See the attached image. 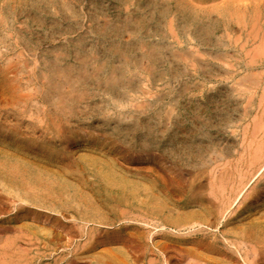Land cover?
Returning a JSON list of instances; mask_svg holds the SVG:
<instances>
[{
    "label": "rangeland",
    "instance_id": "1",
    "mask_svg": "<svg viewBox=\"0 0 264 264\" xmlns=\"http://www.w3.org/2000/svg\"><path fill=\"white\" fill-rule=\"evenodd\" d=\"M63 3L75 6L74 11L79 10V14L75 13V18L71 16L70 10L61 7ZM134 11L147 12L149 32H161L173 50L184 54H181L178 62L166 60L167 57L163 59V69H158L164 75L162 78L153 80L151 75L140 74L133 69L127 74L141 81L142 88L136 91L146 93V98L154 103L153 110L146 116H152L150 123L155 120L153 125L168 124L167 112L175 108L177 112L174 118L177 120L170 122L180 121L188 129L193 119L197 118L196 126L202 128L200 131L207 135V140H200L203 143V156L213 163L194 169L189 165V161H194L193 155L191 159L189 156L183 158L181 151H167V162L164 159V163L159 164L162 170H170L167 174L174 179H177V173L183 175L184 171L187 176H178V181L172 184H166V177L162 181V177L159 181L155 177L149 178L150 184L156 182V188L161 184L159 189L152 190V194L156 192L159 200L153 204L154 201L150 202L143 192L138 195L134 206H131L130 202H119L116 192L106 191L105 183L99 180L94 171L83 173L79 167L73 170L64 165L63 159H74L75 163L78 161L82 166L95 161L93 157L99 155L98 151L106 156L110 154L111 158L114 157L113 160L117 158L114 160V167L124 172L126 168L129 174L147 173L144 169H150L151 172L153 166L150 165L153 161L137 155L125 160L122 155L105 150L102 141L93 143L92 140L85 139L72 145L69 151H63L64 155L61 153L52 158V164L58 163L54 165L55 171L64 163L60 170L78 169L77 174L81 173L84 178L77 175L78 179L74 174L75 178L72 174L63 177L64 182H70L66 188L63 180L56 174L38 165L39 162H44L45 152L40 151L29 140L12 139L7 134L6 130L17 124L10 114L14 107L11 109V105L7 104V100L11 99L2 95L0 85V264H264V0H0V31L3 32H0V50H3L6 58L14 56L13 52L21 53L25 57L22 56L23 62L31 63V66L35 60L31 55L36 51L26 48L25 41L29 39L35 44L34 38L40 36L39 42L30 47L39 49L46 44L56 47L63 45V50L70 58L76 49L74 46L46 40L53 32L51 26L64 27L77 22L84 25L85 31L93 28L92 23H89L93 19L91 14L96 20L102 17L99 21H104L101 22L111 17L121 22L122 17L124 19ZM205 26L211 31V38L206 43L198 40L196 35ZM91 39L93 41L88 43L85 50L96 46L99 52L103 51L94 35ZM138 54L142 53L138 48L134 49L133 56ZM138 56L142 58V55ZM139 57L135 58L141 59ZM145 60L144 65H149L148 59ZM2 61L4 60H0V63ZM201 63L208 66L211 74L200 70ZM171 66L176 70L173 71ZM29 75V69L21 73L23 78H28ZM205 77L207 82L204 81ZM173 81L176 85L179 84L177 88ZM180 82L194 83L189 84L191 88L185 96L177 95ZM163 85L168 87L164 88ZM209 90L212 91L210 94ZM198 103L202 109L195 108ZM186 104L198 114L193 111L187 113ZM29 105L30 103L27 108H30ZM15 107L26 108L24 105ZM157 110L161 111L160 121L159 115H155ZM101 117H96L94 123L101 121ZM28 122L26 119L18 129L21 135H26L25 131L33 132L25 130ZM226 128L230 132L225 131ZM40 130L41 127L38 126L37 136H40ZM49 133L51 132L47 136L51 137ZM73 148L76 149V154ZM217 156L222 159L217 161ZM118 161L120 164H117ZM96 167L105 171L99 164ZM179 167L183 171H178L181 170ZM155 170L159 171L156 167ZM84 176L89 179L86 180ZM191 176L192 179H189ZM185 179L194 183L188 181L185 185ZM203 195L205 197L200 198ZM109 196L114 199L109 200ZM204 200L217 203L214 210L216 213L219 211L220 217H216L214 213L208 216L210 221L208 218L207 221L199 214H193V209L203 208L202 204L207 207L208 201L205 203ZM138 204L157 210L162 206L163 211H156V215H143L133 210ZM209 207L210 205L207 208ZM175 209L180 213H174ZM212 217L214 220H211Z\"/></svg>",
    "mask_w": 264,
    "mask_h": 264
},
{
    "label": "bare ground",
    "instance_id": "2",
    "mask_svg": "<svg viewBox=\"0 0 264 264\" xmlns=\"http://www.w3.org/2000/svg\"><path fill=\"white\" fill-rule=\"evenodd\" d=\"M43 1H45V0H43ZM148 2H151V1H148ZM101 6L103 7V5H101ZM61 7L65 8L66 10L68 9V11L70 10L71 16H73V17L76 16V14H79V12H78L79 10H77V12L74 11L75 6H72L69 3H63L61 5ZM138 7H136V8H138ZM62 10L64 11V9H62ZM84 10H87V9H84ZM160 11H162V10H160ZM55 12H56V10H55ZM81 12H83V11L81 10ZM134 12L135 13L130 12L131 14H129L127 16L124 15L125 17H124V19H123V17L121 18L122 19L121 22L116 21L115 19L114 20L111 19L112 17L107 19L105 22H101L103 19L101 21H99V19H101L102 17L101 18L99 17V19L96 20L97 18L95 19V17L91 14V18L93 17V19L91 21H89V23H92L93 28L91 27V29H89V30L86 29L85 31L83 30L84 25H82L83 26L82 27L81 24H78L77 22L76 23L74 22L75 23L74 25H70V23L66 24V26L63 25L64 27H58L56 25L51 26L53 32L51 35H49L48 39L46 38V40L50 41L51 43L59 41L62 44H69V45L74 46L76 49H75L73 55L70 56V58L72 57V59H70L69 55L63 50V45H59L56 47V46H53L52 44L48 45L45 43L46 45H43V47L39 48V49H38V47H30V46H34L35 44H37L39 42L38 39L40 38V36H39V38L35 37L34 40L32 39L35 42V44L29 39H26V41H25V45L27 46L26 48H28L29 50H32V51H36V53L31 52V53H34L31 56L34 57L33 59H35V60H33L34 64H32L31 66H30L31 63L25 64L23 62L22 59L24 56L21 55V53L19 54L17 52H13L14 56H12V57L8 56V58H6V56H4V54H3V50L2 51L0 50V60H4L0 63V85L2 88L1 91L3 92L2 95L5 98L11 99V100H7V104L11 105V109H12V107H14L12 109V113L10 112V114L13 116V118L15 119L16 124H17L13 127H9V129L6 130L7 134L12 139H20L21 138V140L22 139L23 140L24 139L29 140V142L32 145L36 146V148L38 147L40 149V151L45 152L44 154H46V155H44L45 157L43 158L44 162H39L38 165L40 167H43V168L47 169L48 171L56 174V176L59 179L63 180V185L66 188L69 187L70 182H64L63 177L69 176V174H72V175L74 174L76 176V178H78V176L81 175V173L79 175L77 174L76 170H78V169H76L75 171H72L71 169L74 170L75 168L79 167L83 173L94 171L95 174L99 177V180H101L102 182L105 183V185H106L105 190L106 191L116 192L118 194L117 200L119 202L125 203V204L130 202L131 206H134V202L137 201L138 195L139 194L142 195L143 192L145 193V196H147L149 198L150 202L154 201L153 204L156 203L155 201L159 200L158 196H156L157 195L156 192H155L156 195L152 194V192H153L152 190L157 187V184H156V182H152V184H150L151 181L149 182V180H151V179H149V178L155 177L157 179V181H159L160 178L162 177L161 178V181H162L163 177L164 178L166 177L168 181L166 179L165 180L167 182L165 180H163V181H165L166 184L168 182H170L172 184V183L176 182V180L178 181V176L181 178H183V175H185V177L187 176V174H184V172H185L184 171L183 175L180 173H177L178 174L177 179L176 178L174 179V177L171 178L170 174L169 175L167 174V172L170 170H168L167 172H166V170L165 171L162 170V167L159 164L164 163L163 162L164 159L166 160L165 157H166L167 151H172L173 153L176 150L181 151L182 152L181 154L184 156L183 158H185L187 156H189V158H190L193 155L194 161H189L188 158H187L188 159L187 161L191 162L189 165H190V167H193L194 169L197 167H199V168L203 167L204 165L209 166L213 163L212 160H206L205 156H203V153H204L203 149H202L203 143L200 142V140H203V139L207 140V135L200 131V130H202V128L200 129L198 126H196L195 119H197V118L193 119L192 123L190 122L191 125H190V128L188 129V128H185L183 126L184 123H182L180 121H177L175 123L170 122L171 120L172 121L177 120L176 118H174L175 112H177V109H175L174 107H173L174 109H172L171 111H168V112H167V110L165 111L168 113V115L166 117L168 124L162 123L160 125H153L154 124L153 122L155 120L152 123H150L152 116H146V115H148V112L153 110L152 106L154 103L149 101L148 100L149 98L148 99L146 98V95H147L146 93H144V92L141 93V92L136 91L139 88H142L141 81L139 82V81H137L136 77H131V76H128L127 74L132 72V69H133V70L138 71L140 74L147 73V74L151 75L150 77L153 78V80L158 79V78H162V76H164V75H161L160 72H158L159 71L158 69L162 68L163 59L167 57L166 60L169 59V60H172L173 62H178V59H180L182 57V55H184V54H182V51L180 53L179 51H175L176 49L173 50V47H171V46H169V44H167L166 37L164 36V34H161V32L159 34L155 33V32H154L155 34H152L149 32V28L147 27V25L149 24L150 20H149V18H146L147 12H141V11H139V13H137L136 11H134ZM116 14H118V13H116ZM152 15H153V13H152ZM152 15H150V16H152ZM77 16H79V15H77ZM64 17H65V15H64ZM78 18H80V17H78ZM118 18H119V16H118ZM34 19H35V17L33 18V20ZM64 20H66V19H64ZM69 20H71V19H69ZM42 22L45 25V22L44 21H42ZM61 23H63V22H61ZM51 25H53V24H51ZM46 27H48V26H46ZM156 28H154V29H156ZM205 28H206V26H205ZM205 28L202 30H199V32H197L196 35H198V38H199L198 40H201V41L206 43L211 38V31L209 29H207V28L205 29ZM158 30H160V27ZM25 31H27V30H25ZM1 33H3V32H1ZM40 33H42V32H40ZM162 33H163V31H162ZM18 34H19V32H18ZM20 34H22V33H20ZM160 34H161V36H160ZM93 35L95 36L97 43L100 42L99 46H102L103 51L99 52V49H97L96 46L94 48L90 46L91 48H89L88 51L85 50L86 46L89 45L88 43L93 41L91 39L93 37ZM33 37H34V35H33ZM20 41H21V39H20ZM26 48L24 49V47H23V49L25 51H26ZM136 48H138V50H140V53H142V54H138L140 56L142 55V58L139 57L138 55L135 57H137V58L139 57L141 59H137L133 56L134 49H136ZM11 49L13 50L12 46H11ZM4 53H5V51H4ZM145 58L148 59L149 65H144L143 61L145 60ZM171 65H173V64H171ZM200 66H201V69L199 67L200 70H202L203 72L209 73L210 69H208L207 65H205L204 63H201ZM177 67H179V64ZM25 69L30 70V75L28 78H23L21 76V73ZM171 69L173 71L176 70L174 68V66L173 67L171 66ZM181 70L182 69H180V72H181ZM167 72H168V70H167ZM10 73L12 76L10 75ZM170 73H171V71H170ZM209 74H211V73H209ZM174 80H175V78H174ZM204 81L207 82L206 77H205ZM174 82L175 81H173V83ZM176 83H178V82L176 81ZM208 83H212V82L208 81ZM180 84H181V86L179 87V92L176 91L178 93L177 95L185 96L189 93L188 92L189 88H191V86L189 84H194V83H187V82L181 83L180 82ZM165 86L163 85L164 88H165ZM177 86H179V84L178 85L175 84L176 88H177ZM192 86L195 87V85H192ZM166 87H168V86H166ZM171 89H173V88H171ZM167 90H169V89H167ZM32 92L34 95L32 94ZM209 92H212V91L209 90L208 94H210ZM175 94H172V95H175ZM220 94H222V93H220ZM167 96H168V94H167ZM225 96H226V94H225ZM222 97L224 99V96H222ZM217 100H215V101H217ZM28 103H30V105H29L30 108H27ZM158 104H159V102H158ZM178 104H179V102H178ZM190 104H192V103H190ZM217 104H218V101H217ZM221 104H223V103H221ZM226 104H228V103H226ZM16 105H24V107H26V108L21 109V108L15 107ZM109 105H111V108L109 107ZM195 105H196V107H195L196 109H198V108L202 109L201 104L198 103ZM185 108H186L187 113H189L190 111L191 112L192 111L197 112L195 109L191 110L190 105H187ZM87 113H89V115H86ZM157 114L159 115V121H160L162 119L160 116L161 111H159V112H158V110L155 111V115H157ZM192 114H194V113H192ZM197 114H198V112H197ZM99 116L100 117L102 116L101 121H98V123H94L93 120H95V118L99 117ZM26 119H28L29 122H28V124H26L25 130H32L33 132L25 131L26 135H21L18 132V129L20 128V126L22 124H24V121ZM201 119H202V117H201ZM91 120H92V122H91ZM198 120L200 121V119H198ZM205 121H207V120H205ZM185 123H186V121H185ZM42 124H43V126H42ZM38 126L41 127V130H40L41 132L39 133L40 136H37V133H36ZM224 127H226V125H224ZM49 131L51 132V133H49L51 137L47 136ZM225 131L230 132L227 128L225 129ZM85 139L92 140L93 143H94V141L97 143H101V141H102V143H104V145H105L104 146L105 150H107L108 152H115L119 155H122V158L125 160L127 159V157L129 158L130 156L133 157L135 155H137L139 157H143V158L148 157L149 160L151 159L153 161L150 165L151 167L153 166L152 167L153 170L151 172H149L150 166L148 167L149 170H147V169L145 170L144 169L145 166H144L143 169L147 173L143 174L140 172H136V173H132V174L130 173L129 174V173H127L126 168H125L126 172H124V171H121L120 168H118L119 169L118 170L116 167H114V166H116L115 165L116 163L114 162V160H116L117 158H115L113 160L114 157L111 158L109 156L110 154L108 156H106L104 153L97 151V153L99 155H95L96 157H93L95 159V161H93L91 163H85L86 165L81 166V165H79L80 163H77L78 161L75 163L76 160L73 161L74 159L69 160L66 158V159H63L65 164L63 162L62 163L71 169L66 168L64 170H60L61 166L63 165V164H61L59 170L56 169L57 171H55L53 169V168H56L54 165L58 164V163L52 164V158L63 153V151L66 152V150H68L72 145H74L75 143H78L80 141H85ZM208 139H209V136H208ZM205 143H206V141H205ZM74 148L72 149L73 151L76 150ZM80 150H81V148H80ZM70 152H72V151L70 150ZM74 152H72V153H74ZM80 152H79V154H80ZM85 152H87V151H85ZM75 154H76V152H75ZM63 155H64V153H63ZM102 155H104V156H102ZM85 156H86V154L84 155V157ZM80 157H83V156H80ZM63 158H64V156H63ZM132 159H134V158H132ZM216 159L218 161V160H221L222 157L217 156ZM59 160H61V159H59ZM177 161H179V160L177 159ZM214 161H216V160H214ZM120 162H122V161H120ZM166 162H167V160H166ZM95 163L97 165L98 164L101 165V167H104L103 169H105V171L98 170L96 167L97 165ZM117 164H120L119 161ZM170 166H171V164H170ZM155 167H156V169L158 168L159 171L156 172ZM140 168H142V167L140 166L139 169ZM145 168H147V166ZM26 169H24V170H26ZM61 169H63V168H61ZM131 169H133V168H131ZM165 169H166V167H165ZM167 169H171V168H167ZM174 169H176V168H174ZM172 171L174 172V170H172ZM178 171H183V170L181 169ZM61 172H63V173H61ZM173 172H172V175H173ZM190 172H192V171H190ZM139 174L142 175V177ZM177 174H175V175H177ZM189 175H190V173H188V176ZM38 176H39V174H38ZM75 176H74V178H75ZM201 176H204V173ZM72 177H70V178H72ZM81 177L83 178L82 175H81ZM181 178H179V179L181 180ZM195 178L196 177L194 176V179ZM85 179H86V177H85ZM87 179H89V178H87ZM189 179H192V176ZM39 180H42V179H39ZM80 180H81V178H80ZM197 180H199V178ZM188 181L187 180H186V182L184 181V184L186 185V183ZM190 181H189V183H190ZM88 182H89V180H88ZM191 182L194 183V181H191ZM199 182H200V180H199ZM78 183H79V181H78ZM193 183L191 186H193ZM202 183L204 184V182H202ZM202 183H199V184H201L203 186ZM51 184H53V183L51 182ZM176 184H178V183H176ZM180 185H182V184H180ZM76 186H78V185H76ZM94 186H95V184H94ZM160 186H161V184H160ZM160 186H158V188H156V189H159ZM204 186L206 187V185H204ZM85 187H87V186L85 185ZM168 187H170V186H168ZM171 187H173V185ZM193 188L194 187H191V189H193ZM169 189H171V188H169ZM177 189H175V191H177ZM206 190L207 189H205V191ZM95 191L97 192V190H95ZM179 191H181V190H179ZM197 191L199 194V190H197ZM200 191H201V189H200ZM171 192H173V191H171ZM181 193H183V192L181 191ZM192 193H193V191H192ZM228 194H229V192H228ZM200 195H202V193H200ZM200 195H197V196H200ZM190 196H191V194H190ZM238 196H240V195H238ZM164 197H166V196H164ZM202 197L204 198L205 196L203 195L200 198H202ZM207 197H208V195H207ZM228 197H229V195H228ZM228 197H226V199ZM102 198L103 197H101V199ZM108 199L110 200V199H114V198L109 196ZM210 199H211V197H210ZM207 201H206L207 202L206 203L204 200V202L207 204V207L210 205L209 208H207L206 206H204V204H202L203 208L202 209H193V210H195V212L193 214L194 215L199 214V216L202 219L203 218L207 219L208 216H210L212 214L214 215V213H215V216L216 215L219 216V211L217 212L218 214L215 211L216 210L215 204H217V203L214 204L212 202L213 200L212 201L207 200ZM228 201H229V198H228ZM214 202H216V201L214 200ZM108 203L109 202H107L106 205H108ZM141 203H142V197H141ZM167 203H170V202L167 201ZM188 204L191 205L190 203H188ZM196 204H194V205H196ZM145 205H147V204H145ZM200 205H201V203L199 204V206ZM223 205L224 204H222V206ZM175 206L178 207L177 205H175ZM136 207L137 208L132 207L135 212L137 211L143 215H148V216L149 215H156L159 212L158 210H162V206H160V208L158 210L155 208L153 209L152 207L148 208L147 206L145 207L144 205H139V204ZM153 207H155V206H153ZM117 208H116V211H117ZM119 208L122 211L121 207H119ZM163 208H165V207H163ZM171 208H174V207L172 206ZM214 208H215V210H214ZM177 210L175 209L174 213H180L179 211L177 212ZM156 211H158V212L156 213ZM180 211H182V210H180ZM189 211H187V212H189ZM221 211L224 212V210H222V209H221ZM118 212H120V211H118ZM126 212H127V210H126ZM126 212L124 211V213H126ZM144 213H146V214H144ZM120 214H123V212ZM166 215H168V213ZM171 215H173V214H171ZM171 215L169 214V216H171ZM177 215H176V218H177ZM220 215H221V213H220ZM218 216H216V217H218ZM153 218H154V216H153ZM168 219H169V217H168ZM208 219H207V221H208ZM212 219L214 220L213 217L211 218V220ZM169 220H172V218ZM183 220H185V219H183ZM209 221H210V219H209Z\"/></svg>",
    "mask_w": 264,
    "mask_h": 264
}]
</instances>
